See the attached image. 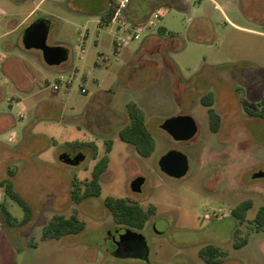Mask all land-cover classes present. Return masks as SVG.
Returning a JSON list of instances; mask_svg holds the SVG:
<instances>
[{
  "label": "rangeland",
  "instance_id": "obj_1",
  "mask_svg": "<svg viewBox=\"0 0 264 264\" xmlns=\"http://www.w3.org/2000/svg\"><path fill=\"white\" fill-rule=\"evenodd\" d=\"M169 1L154 8L146 0H132L142 21L140 37L122 33L126 41L115 53L119 35L117 23H110V0H0V53L14 42V53L32 63L36 84L31 97L12 90L22 101L1 103L0 114L16 121L5 130L6 142L18 144L29 125L32 136L40 137L38 146L31 143L32 153L16 147L7 161L0 153V264H264V227L255 222L264 206V176L255 177L264 172V119L250 112L258 110L264 94V0ZM41 18L51 20L49 43L70 49L62 64L47 65L41 56L21 51L24 31ZM207 92L222 116L217 132L201 101ZM42 100L54 103L45 102L38 111ZM130 101L144 109L155 139L149 156L119 137L130 122ZM179 114H190L199 124L191 140H175L161 127ZM72 149L86 158L76 165L60 159ZM170 149L188 155L186 176L161 170L159 159ZM106 155L101 195L76 203L74 192L85 191ZM138 176L146 178L140 193L131 189ZM5 179L32 208L27 221L25 208L1 185ZM107 196L156 206L140 229L151 263L114 253L113 237L124 228L105 206ZM246 201L251 207L245 214L240 204ZM75 210L87 223L83 231L42 239L54 215L71 216ZM239 242L246 243L237 248ZM208 245L221 251L214 263L200 255Z\"/></svg>",
  "mask_w": 264,
  "mask_h": 264
},
{
  "label": "trees",
  "instance_id": "obj_2",
  "mask_svg": "<svg viewBox=\"0 0 264 264\" xmlns=\"http://www.w3.org/2000/svg\"><path fill=\"white\" fill-rule=\"evenodd\" d=\"M132 0L130 1L128 7L125 10V16L136 26L139 27L140 12L137 7L132 6ZM146 3L150 7H156L161 4H169V0H146ZM109 19L111 20L113 16V8L110 4ZM162 32H165V28H161ZM201 101L204 105L208 107L209 112V123L211 130L214 132L219 131L222 122V116L218 110L214 107V98L210 93H205L201 97ZM258 110L250 112L256 116L264 119V94L257 103ZM128 114L130 122L126 124L119 131V137L135 145L138 152L143 156H149L155 149V139L147 125L146 115L144 109L139 106L136 102L130 101L127 104ZM107 151L110 152L112 149L113 141L108 140ZM79 145H86L85 142L79 143ZM91 146L95 147L94 143H90ZM96 154V153H95ZM108 155L103 157L95 166V171L93 178L86 183V189L81 194L80 192H74V199L76 203H80L83 198L94 195L100 196L102 193V187L100 183L101 173L108 166ZM1 185L5 186L8 195L18 201L26 210L25 221L31 218L32 208L26 203V201L15 191L8 179L1 182ZM105 206L110 210L116 223L123 225L125 227H130L133 229H143L148 220L152 215L156 213V206L151 205L148 208H144L137 202L131 201L129 198L125 197H114L107 196L104 199ZM251 207V201H246L240 204V208L246 211ZM3 211L8 220H12L13 216L5 204H2ZM239 217L244 219L245 217ZM255 222L257 228L261 229L264 227V206L258 211ZM86 221L79 216L78 210L71 216H66L64 214L54 215L43 227L42 239H60L66 234H74L83 231L86 228ZM246 242H239L236 247L239 248L243 246ZM36 245V244H35ZM220 249L213 245H208L202 248L200 255L208 263H214L217 261V254L220 253Z\"/></svg>",
  "mask_w": 264,
  "mask_h": 264
},
{
  "label": "water",
  "instance_id": "obj_3",
  "mask_svg": "<svg viewBox=\"0 0 264 264\" xmlns=\"http://www.w3.org/2000/svg\"><path fill=\"white\" fill-rule=\"evenodd\" d=\"M51 20L49 18H41L30 24L23 34V43L26 48H36L42 51L45 62L48 65H59L67 61L70 56V49L62 44H50ZM161 127L170 134L175 140L188 141L191 140L199 131V125L196 118L190 114H179L171 116L164 120ZM86 158V155L80 151L76 156L70 153H63L60 159L68 164H79ZM161 170L175 178H182L187 175L190 170V159L187 154L179 149H170L159 159ZM264 176V172L255 174V177ZM146 182L144 176H138L131 182V189L134 192H142L143 185ZM139 238L146 241V236L139 231L130 227L125 229L121 234L120 240H133ZM117 256H126L119 251L115 252Z\"/></svg>",
  "mask_w": 264,
  "mask_h": 264
},
{
  "label": "crops",
  "instance_id": "obj_4",
  "mask_svg": "<svg viewBox=\"0 0 264 264\" xmlns=\"http://www.w3.org/2000/svg\"><path fill=\"white\" fill-rule=\"evenodd\" d=\"M3 12H4L3 9L0 8V14H2ZM223 13L226 17H228L227 13L224 10H223ZM18 27L19 25L11 27L9 32L16 31ZM21 39L23 43V35L21 36ZM14 45H15L14 42L6 43L5 48L7 49V51L5 53H0V105L4 100H10L11 102H14L15 99H17V100L22 101L19 95L10 92L12 90H18L19 93L24 95L23 98H29L33 95L34 90L36 88L35 78L33 77V73L31 72L32 63L30 64L29 62L25 61L22 58V56L16 55V53H14V50H13ZM21 51L33 56V58L35 59L36 57L41 56L44 60L42 51L39 49L25 47V50H21ZM96 64H97V61H96ZM61 69L64 70V68H61ZM59 82L61 83L62 79H60ZM66 84L70 86L72 82L68 80ZM45 102L50 103V104H52V102L54 103V101L50 102V100H42L37 107L38 111L42 109V105ZM20 116L24 118L23 113H21ZM15 125H16V121L10 114L6 112H2L0 114V153H3L6 155L5 161L9 159V156H8L9 152L16 151V147H20L21 150L19 149V151H21L22 153H25V151H29L32 153V149L30 146L31 143L33 141H36L37 142L36 146H38V142L40 139V137L37 135L32 136L33 134L31 133V130H32L31 125H29V126H25V129H24L25 136L22 141H20L18 144H15V145L9 144L8 142H6V138H5L6 131L5 130L7 128H13ZM16 135H17V132L15 130H12L11 137L15 138ZM46 137H49V136H46ZM26 138H28L27 141H26ZM25 146H28V147L26 148Z\"/></svg>",
  "mask_w": 264,
  "mask_h": 264
},
{
  "label": "built area",
  "instance_id": "obj_5",
  "mask_svg": "<svg viewBox=\"0 0 264 264\" xmlns=\"http://www.w3.org/2000/svg\"><path fill=\"white\" fill-rule=\"evenodd\" d=\"M131 0H110L111 6L113 8V16L110 20V23H117V33L118 37L114 39L115 44V53H118L120 49L123 47L125 43V37L121 35L122 33L129 34L133 38L140 37V33L138 27H136L126 16L125 10L128 7ZM59 85L56 84L55 88H58ZM81 92L86 93L87 88L85 86H81Z\"/></svg>",
  "mask_w": 264,
  "mask_h": 264
},
{
  "label": "flooded vegetation",
  "instance_id": "obj_6",
  "mask_svg": "<svg viewBox=\"0 0 264 264\" xmlns=\"http://www.w3.org/2000/svg\"><path fill=\"white\" fill-rule=\"evenodd\" d=\"M199 125V124H198ZM67 153H70L71 156H76L80 151L76 149H72L67 151ZM232 215L237 217V215L234 214V211H232ZM239 218V217H237ZM124 229H119L117 232V235L113 237V244H115L114 253L120 252L121 254L125 255H133L141 258L145 262L151 263L150 257H149V245L146 238L145 240H141L139 238L133 239V240H120V236L122 233L125 232V229L127 227L123 226ZM133 229V228H132ZM136 231H139V229H134Z\"/></svg>",
  "mask_w": 264,
  "mask_h": 264
}]
</instances>
